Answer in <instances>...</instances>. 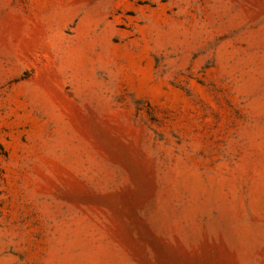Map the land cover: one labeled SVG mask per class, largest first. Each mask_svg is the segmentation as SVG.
I'll return each mask as SVG.
<instances>
[{"label": "rangeland", "instance_id": "374dc122", "mask_svg": "<svg viewBox=\"0 0 264 264\" xmlns=\"http://www.w3.org/2000/svg\"><path fill=\"white\" fill-rule=\"evenodd\" d=\"M0 264H264V0H0Z\"/></svg>", "mask_w": 264, "mask_h": 264}]
</instances>
